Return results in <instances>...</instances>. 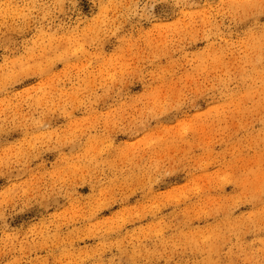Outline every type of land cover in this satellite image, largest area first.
I'll list each match as a JSON object with an SVG mask.
<instances>
[{
  "label": "rangeland",
  "instance_id": "obj_1",
  "mask_svg": "<svg viewBox=\"0 0 264 264\" xmlns=\"http://www.w3.org/2000/svg\"><path fill=\"white\" fill-rule=\"evenodd\" d=\"M0 264H264V0H0Z\"/></svg>",
  "mask_w": 264,
  "mask_h": 264
}]
</instances>
